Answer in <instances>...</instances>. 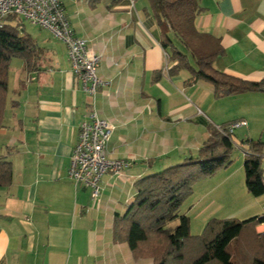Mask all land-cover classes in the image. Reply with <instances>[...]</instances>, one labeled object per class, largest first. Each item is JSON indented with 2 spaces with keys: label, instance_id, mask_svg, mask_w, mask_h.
<instances>
[{
  "label": "crops",
  "instance_id": "obj_1",
  "mask_svg": "<svg viewBox=\"0 0 264 264\" xmlns=\"http://www.w3.org/2000/svg\"><path fill=\"white\" fill-rule=\"evenodd\" d=\"M59 2L74 35L100 56L97 75L107 86L90 99L71 73L65 45L23 23L41 53L31 68L19 59L10 74V64L0 155L11 164L12 180L0 187V264H152L133 256L119 221L135 197V183L196 158L210 129L232 122L246 123L232 134L242 154L235 156L244 161L249 145L241 142L264 143V93L217 99L205 82L185 84L187 71L169 74L172 64L146 0ZM199 7L195 28L224 50L214 68L264 81V0H199ZM93 107L114 127L107 156L130 163L122 175L102 178L96 201L68 173L79 125ZM261 169L264 182V155ZM223 173L195 183L179 214L188 217L187 205L202 217L218 185L232 178ZM263 207L252 217H261ZM255 232L264 234V224Z\"/></svg>",
  "mask_w": 264,
  "mask_h": 264
},
{
  "label": "trees",
  "instance_id": "obj_2",
  "mask_svg": "<svg viewBox=\"0 0 264 264\" xmlns=\"http://www.w3.org/2000/svg\"><path fill=\"white\" fill-rule=\"evenodd\" d=\"M146 1L159 27L160 43L168 63L172 64L169 74L187 71L190 78L185 84L205 82L212 86L217 99L264 93V81H245L214 68V62L224 55V50L218 39L195 28V18L201 11L199 0ZM17 25L18 21L10 18L0 28V130L12 59H22L31 68L41 53L24 28L18 31ZM158 76L155 73L154 79ZM229 124L219 127L224 133L219 128L210 129V138L196 158L185 159L135 183V197L119 220L135 258L151 259L152 264H264V234L255 232L257 225L264 224V216L243 221L211 219L201 235L191 236L189 218L179 214L195 183L212 178L230 164L234 144L232 135L225 133ZM243 144L249 145L243 161L245 187L252 197L258 198L264 195L261 169L264 143L246 140L240 146ZM11 180V164L0 155V187L10 186ZM173 222H177L175 227L166 228V224Z\"/></svg>",
  "mask_w": 264,
  "mask_h": 264
},
{
  "label": "built area",
  "instance_id": "obj_3",
  "mask_svg": "<svg viewBox=\"0 0 264 264\" xmlns=\"http://www.w3.org/2000/svg\"><path fill=\"white\" fill-rule=\"evenodd\" d=\"M10 18L18 21V31H22L23 23H27L48 31L65 45L71 73L90 99H95L98 91L107 86V82L97 75L100 56L89 51L86 42L74 35L59 0H0V28ZM245 125V122H232L225 133L232 135L235 129ZM113 129L93 107L79 125L78 139L71 153L69 178L76 187L88 190L94 201L99 199L101 181L106 174L120 176L130 166L126 160L107 156ZM218 130L224 133L222 129Z\"/></svg>",
  "mask_w": 264,
  "mask_h": 264
},
{
  "label": "rangeland",
  "instance_id": "obj_4",
  "mask_svg": "<svg viewBox=\"0 0 264 264\" xmlns=\"http://www.w3.org/2000/svg\"><path fill=\"white\" fill-rule=\"evenodd\" d=\"M25 28L29 29V24L24 23ZM27 33V31H26ZM11 73L17 68L19 64V59H12L11 61ZM18 63V64H17ZM11 76V75H10ZM241 154V151L236 147L230 153V164L220 169L213 177H217L218 174H221V178H224L225 173L230 175L232 174V178L227 180V184L222 181L218 188H220V192L216 193L213 198L214 202H212L206 211L204 212V216L198 217L196 210L192 211L191 213L188 211V206L185 205L183 208L188 217L190 218V235L191 236H199L202 234L207 222L209 219H216V220H226V219H235L238 221H243L249 219L253 215H261V208L264 202V198L260 200H256L252 197L245 187L244 175L243 170L241 169L240 172L236 171L239 163H243V160H240L241 157L238 159L235 156V153ZM242 155V154H241ZM227 170V171H226ZM212 177V178H213ZM231 193L233 194V198L230 197ZM233 200V201H232ZM254 202V203H253ZM205 206L207 202H205ZM251 204V205H250ZM249 207L247 211H242L243 209ZM211 215V216H210ZM207 216H210L209 219ZM177 225V222L173 224H166V228H173Z\"/></svg>",
  "mask_w": 264,
  "mask_h": 264
}]
</instances>
